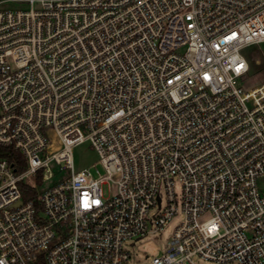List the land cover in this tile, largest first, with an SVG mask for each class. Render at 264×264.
Returning a JSON list of instances; mask_svg holds the SVG:
<instances>
[{"label":"built area","instance_id":"1","mask_svg":"<svg viewBox=\"0 0 264 264\" xmlns=\"http://www.w3.org/2000/svg\"><path fill=\"white\" fill-rule=\"evenodd\" d=\"M261 43L264 0H0V264H127L179 213L152 264H264Z\"/></svg>","mask_w":264,"mask_h":264},{"label":"rangeland","instance_id":"2","mask_svg":"<svg viewBox=\"0 0 264 264\" xmlns=\"http://www.w3.org/2000/svg\"><path fill=\"white\" fill-rule=\"evenodd\" d=\"M245 54L249 59L250 70L244 77V83L245 86L253 88L264 81V43L248 47L245 50ZM51 135L52 138L57 141V136L54 133H51ZM73 154L76 171H80L86 167H92L95 164L98 165V167H101V164L99 163L100 156L92 147L90 141H85L74 146ZM24 162L27 166L25 159ZM50 167L56 176L47 184H44V187L55 183L61 177L63 178L70 175V171L66 168L65 162L59 164L52 161L50 163ZM93 171H95V168H93ZM26 181L32 185H37L40 189L43 187L39 186V184L32 177H28ZM104 189L106 196H108L109 194H113L115 192L116 186L114 184H110V186L105 184ZM176 190L177 192H180V186L178 184L176 185ZM209 216V214H206L204 218H208ZM181 220L182 217L179 213L172 219L170 226L166 227L163 232L143 237L136 240L135 243H133L134 241H129L126 245V249L130 251L131 258L127 264H152L151 261L153 257L159 256L163 253L173 228L181 222ZM194 261L196 264H241L239 262L217 263L213 260H208L200 256H195Z\"/></svg>","mask_w":264,"mask_h":264},{"label":"trees","instance_id":"3","mask_svg":"<svg viewBox=\"0 0 264 264\" xmlns=\"http://www.w3.org/2000/svg\"><path fill=\"white\" fill-rule=\"evenodd\" d=\"M1 156L7 157L10 160V162L14 163V165L17 167L19 171L24 170L26 167L23 155L11 146H0V157ZM37 183L39 184V186L43 184L41 174L38 177ZM22 189H23V198L25 200L37 197V194L39 192L37 187H33L25 183H23ZM36 264H45L43 254L39 256V259Z\"/></svg>","mask_w":264,"mask_h":264},{"label":"water","instance_id":"4","mask_svg":"<svg viewBox=\"0 0 264 264\" xmlns=\"http://www.w3.org/2000/svg\"><path fill=\"white\" fill-rule=\"evenodd\" d=\"M21 203V202H20Z\"/></svg>","mask_w":264,"mask_h":264}]
</instances>
